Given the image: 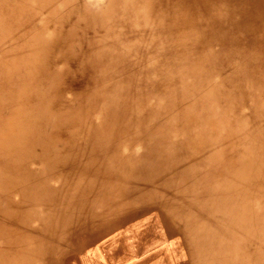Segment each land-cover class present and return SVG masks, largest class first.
I'll return each instance as SVG.
<instances>
[{"label": "bare ground", "instance_id": "1", "mask_svg": "<svg viewBox=\"0 0 264 264\" xmlns=\"http://www.w3.org/2000/svg\"><path fill=\"white\" fill-rule=\"evenodd\" d=\"M251 80L264 0H0V264H264Z\"/></svg>", "mask_w": 264, "mask_h": 264}, {"label": "rangeland", "instance_id": "2", "mask_svg": "<svg viewBox=\"0 0 264 264\" xmlns=\"http://www.w3.org/2000/svg\"><path fill=\"white\" fill-rule=\"evenodd\" d=\"M258 76V74H256ZM239 85L243 88V89H247L248 87H250V81L246 78V77H243L240 81H239ZM230 85L228 84H221L220 85V88L221 90H227V88L229 87ZM256 89H257V81L256 80H251V118H264V114H263V111H262V108L264 107V105L262 104V101L258 98V96L256 95ZM242 90V89H241ZM235 97H237L236 99L240 98L242 99H246L247 96L244 95V93L240 90H237L235 92ZM242 102V103H241ZM238 105H242L239 109L242 111V110H245L247 111L248 107L245 105L246 103L248 104V101H246V103H244L243 101H241ZM236 105V104H235ZM219 106V105H218ZM220 107V106H219ZM235 120L232 118V117H226L225 119V124H233ZM261 122V123H260ZM259 123H254V121L251 120V126H255L254 128H257L258 126H260V124H263L261 126H264V121L263 119L260 121ZM258 129V128H257ZM263 154H264V145H263ZM260 155H258L256 157V160L259 158ZM263 162H258V164H254L251 168V171H253L257 166H260L261 168L263 167L262 165ZM256 185H251V190H255L256 189ZM259 200V195H255V196H251V211H253L255 209V205L257 204ZM261 200H264V195H262L261 197ZM257 206V205H256ZM264 213V211H263ZM263 213H257V218H260V216L263 214ZM260 233V230L258 228V225L254 224L253 226H251V237H254V238H257V236L259 235ZM69 246V245H68ZM67 246V248H69ZM241 259V258H240ZM243 260H245L243 258Z\"/></svg>", "mask_w": 264, "mask_h": 264}]
</instances>
